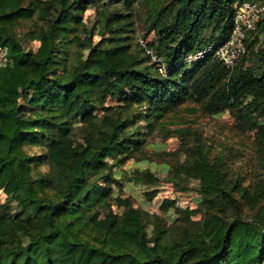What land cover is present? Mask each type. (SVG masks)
Instances as JSON below:
<instances>
[{"label": "trees", "instance_id": "obj_1", "mask_svg": "<svg viewBox=\"0 0 264 264\" xmlns=\"http://www.w3.org/2000/svg\"><path fill=\"white\" fill-rule=\"evenodd\" d=\"M244 2L264 0H0V264H264V174L230 172L189 124L167 120L186 103L228 112L256 130L264 169V16L231 67L189 59L226 40ZM27 21L35 51L18 31ZM136 21L145 34L133 44ZM156 129L179 141L166 180L175 191L197 182L199 219L191 209L168 223L112 196L114 169L139 160Z\"/></svg>", "mask_w": 264, "mask_h": 264}, {"label": "rangeland", "instance_id": "obj_2", "mask_svg": "<svg viewBox=\"0 0 264 264\" xmlns=\"http://www.w3.org/2000/svg\"><path fill=\"white\" fill-rule=\"evenodd\" d=\"M95 18V7L88 6L83 11V20L92 23ZM32 24L27 21L23 22L18 31L24 38L26 32L31 29ZM145 34L142 29L141 22L137 24L136 33L132 43L135 44L139 36ZM148 39L151 35L147 36ZM102 36L95 33L94 40L97 42ZM23 45L27 50L35 51L38 42L29 38H24ZM257 46L264 47V34L258 38ZM9 65V61L5 58V51L0 50V67ZM22 104H29L28 96L20 99ZM107 104H113L108 100ZM100 111H98L99 113ZM167 120L180 121L183 124H189L193 132H197L205 141L210 149L211 155L215 156L219 153L224 154V161L232 170L230 172H257L263 173L261 157H259L258 146L255 139L256 130H241L237 127L235 118L228 112L217 115H209L204 113L197 105L186 103L176 114L168 116ZM169 129H173L176 125H168ZM179 149V141L172 132L166 133L163 130L156 129L153 134L145 136V143L138 159H129L123 166L116 167L114 174L120 180V185L112 186V196L120 195L122 198H128L133 206L144 210L148 213H156L164 217L168 223L175 221L179 213L184 210L195 209L196 214L192 219H199L200 208L198 207V184L190 181L185 191H175L171 184L167 182L166 175L170 164L174 160L171 154ZM37 150V148H34ZM134 170H149L159 178L157 186H149L136 183L132 177ZM264 177V176H263ZM155 189L156 193L152 199H148L147 193ZM0 199L3 196L0 194ZM165 200H173L174 204L171 208L164 211L161 209ZM115 212H120L117 206L113 205ZM150 230V229H149Z\"/></svg>", "mask_w": 264, "mask_h": 264}, {"label": "built area", "instance_id": "obj_3", "mask_svg": "<svg viewBox=\"0 0 264 264\" xmlns=\"http://www.w3.org/2000/svg\"><path fill=\"white\" fill-rule=\"evenodd\" d=\"M264 16V2H244L235 6L232 17V29L226 40L219 43H211L202 50L197 51L190 60L203 58L212 53L221 60L226 67H231L234 62L245 53L244 39L249 31L255 29L257 22ZM142 42V41H140ZM151 55V61L155 62L160 73H165L162 61Z\"/></svg>", "mask_w": 264, "mask_h": 264}]
</instances>
